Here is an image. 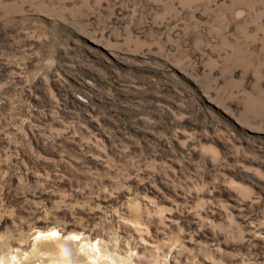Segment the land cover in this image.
Segmentation results:
<instances>
[{
	"label": "rangeland",
	"instance_id": "obj_1",
	"mask_svg": "<svg viewBox=\"0 0 264 264\" xmlns=\"http://www.w3.org/2000/svg\"><path fill=\"white\" fill-rule=\"evenodd\" d=\"M0 264H264V0H0Z\"/></svg>",
	"mask_w": 264,
	"mask_h": 264
}]
</instances>
